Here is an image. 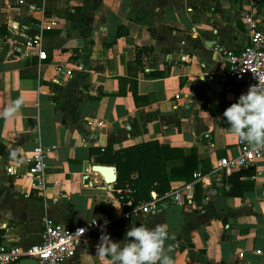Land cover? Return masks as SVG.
Segmentation results:
<instances>
[{
  "label": "crops",
  "instance_id": "1",
  "mask_svg": "<svg viewBox=\"0 0 264 264\" xmlns=\"http://www.w3.org/2000/svg\"><path fill=\"white\" fill-rule=\"evenodd\" d=\"M249 7L264 34V0H0V24L21 30L0 35V242H36L42 216L70 225L95 217L117 243L132 226L167 225L173 264H264V158L221 172L207 190L170 173L168 191L190 184L194 206L163 198L145 213L118 200L90 151L148 139L194 146L201 173L236 154L223 112L247 90L223 78L215 50L246 41ZM37 34L38 46L24 45ZM36 145H53L42 187L24 174L23 153ZM95 254L79 244L64 264H101Z\"/></svg>",
  "mask_w": 264,
  "mask_h": 264
},
{
  "label": "built area",
  "instance_id": "2",
  "mask_svg": "<svg viewBox=\"0 0 264 264\" xmlns=\"http://www.w3.org/2000/svg\"><path fill=\"white\" fill-rule=\"evenodd\" d=\"M21 2V0H18ZM240 18L247 29V39L242 46L234 50L232 48L216 47L215 51L223 57V78L231 79L246 87L250 85L264 84V34L261 30V22L252 8H243ZM8 37L21 34L19 23L16 21L4 22ZM25 46H38L39 35L23 40ZM69 73V70H66ZM238 152L219 156L210 165L206 173L193 170L192 177L202 188L207 190L211 182H218L222 173H229L235 168L254 164L264 158V149L256 151L247 142H241L235 138ZM53 147L36 145L23 153V160L29 161L25 176L32 187H42L45 183V156ZM5 172L13 173L12 163L4 167ZM127 190V189H126ZM163 198L168 199L178 206H194L193 190L190 184L174 186L162 197H156L140 203L138 208L145 213H152L163 206ZM129 212H124L125 216ZM41 230L36 242L25 245L4 244L0 242V264H16L21 257H32L36 264H64L70 258L76 247L90 246L96 253V245L99 243L103 221L89 217L83 221L70 225L50 220L46 216L41 217ZM4 223L0 222V227Z\"/></svg>",
  "mask_w": 264,
  "mask_h": 264
},
{
  "label": "trees",
  "instance_id": "3",
  "mask_svg": "<svg viewBox=\"0 0 264 264\" xmlns=\"http://www.w3.org/2000/svg\"><path fill=\"white\" fill-rule=\"evenodd\" d=\"M119 30L120 25L117 27V34H120ZM0 35H6L3 24H0ZM142 48L150 49L149 46ZM90 151L96 153L98 163L114 164V195L121 203L129 200L128 207H136L149 199L162 197L170 189L168 175L182 173L188 179L198 160L194 146H171L157 139L139 141L119 148H112L111 144L106 143L90 147Z\"/></svg>",
  "mask_w": 264,
  "mask_h": 264
},
{
  "label": "clouds",
  "instance_id": "4",
  "mask_svg": "<svg viewBox=\"0 0 264 264\" xmlns=\"http://www.w3.org/2000/svg\"><path fill=\"white\" fill-rule=\"evenodd\" d=\"M223 117L238 140L247 142L256 151L264 149V84L250 85L246 93L224 110ZM167 239L165 224L151 228L143 224L132 226L122 243L112 241L102 228L95 255L101 264H173L165 251Z\"/></svg>",
  "mask_w": 264,
  "mask_h": 264
},
{
  "label": "water",
  "instance_id": "5",
  "mask_svg": "<svg viewBox=\"0 0 264 264\" xmlns=\"http://www.w3.org/2000/svg\"><path fill=\"white\" fill-rule=\"evenodd\" d=\"M93 170L104 174V182L109 184L115 179V166L113 164L95 163L91 165ZM17 264H36V260L32 257H21Z\"/></svg>",
  "mask_w": 264,
  "mask_h": 264
}]
</instances>
